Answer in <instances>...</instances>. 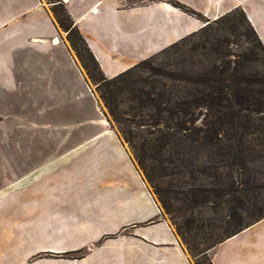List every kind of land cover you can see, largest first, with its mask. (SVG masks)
Returning a JSON list of instances; mask_svg holds the SVG:
<instances>
[{"label": "crops", "instance_id": "crops-1", "mask_svg": "<svg viewBox=\"0 0 264 264\" xmlns=\"http://www.w3.org/2000/svg\"><path fill=\"white\" fill-rule=\"evenodd\" d=\"M60 2L106 80L204 26L172 3L208 23L239 10L264 48V0ZM49 6L0 0V264H192L103 121ZM106 177L130 191H77ZM92 199L117 217L115 228L103 230L127 233L74 243L76 216ZM85 247L78 259L56 257ZM200 256L210 264H264V216Z\"/></svg>", "mask_w": 264, "mask_h": 264}, {"label": "rangeland", "instance_id": "rangeland-1", "mask_svg": "<svg viewBox=\"0 0 264 264\" xmlns=\"http://www.w3.org/2000/svg\"><path fill=\"white\" fill-rule=\"evenodd\" d=\"M48 9L58 23L61 13ZM195 18L204 23L200 30L106 82L82 46L65 38L103 121L117 135L161 217L191 263L208 264L201 252L264 216V112L239 114L233 120L237 126L231 127L206 115L198 103L217 97L222 68L233 78L249 80V89H264V52L237 10L209 23ZM253 99L264 101L259 95L248 97ZM110 178L77 184V191L84 186L93 193L128 190L109 183ZM97 203L103 202L92 199L77 214L74 243L107 231L106 240L127 233L103 230L115 228L117 217ZM87 252L85 247L56 257L78 259Z\"/></svg>", "mask_w": 264, "mask_h": 264}, {"label": "trees", "instance_id": "trees-1", "mask_svg": "<svg viewBox=\"0 0 264 264\" xmlns=\"http://www.w3.org/2000/svg\"><path fill=\"white\" fill-rule=\"evenodd\" d=\"M47 1L50 4H52L53 9H58V11L61 13L62 19H60L58 23H59V26L62 28V30L67 32V36L70 38L69 41L71 43L78 42L82 46L89 61L98 70V66L96 62L94 61L93 57L91 56L90 52L86 48L83 39L79 35L78 31L72 27L71 21L69 20L66 14V11L63 5L61 4V2L59 0H47ZM176 5H177L175 6L176 8L184 11L183 9L185 8L183 7L181 8L178 4ZM239 12L241 14L243 21H245L246 24L248 25L250 34L256 41L258 48L260 49V51L264 52V48L261 42L258 40L254 31L252 30V28L249 26V24L245 20L243 13L241 11ZM189 15L200 18L199 15H197V13L195 12L190 11ZM220 74H221V77L216 81V87H215V95H217V97L205 98L203 100H200V103H198V106L202 110H204L206 115L211 116V118H215V120H218L221 123L229 124L231 127H234L237 125L233 120L238 119L240 117L239 114L243 115V114L252 113V112H256V113L264 112V101L254 100V99L248 100L249 96H254V95H259V96L264 97V89H259V90L249 89L246 84V81L247 83L250 82L249 80L233 78L232 75H229L227 71H225L223 68L221 69ZM102 81L106 82V79L103 78ZM224 94H227V95L233 94L235 96L233 99H227L226 97L223 98ZM221 101H224L225 103H222ZM239 230L234 231L233 233L229 234L227 237H229L230 235L236 234L237 232H239ZM208 264H210L209 260H208Z\"/></svg>", "mask_w": 264, "mask_h": 264}, {"label": "built area", "instance_id": "built-area-1", "mask_svg": "<svg viewBox=\"0 0 264 264\" xmlns=\"http://www.w3.org/2000/svg\"><path fill=\"white\" fill-rule=\"evenodd\" d=\"M56 42L58 43V41L56 40V38H53V39H52V43L54 44V43H56Z\"/></svg>", "mask_w": 264, "mask_h": 264}]
</instances>
